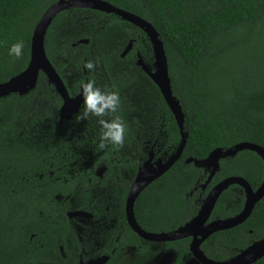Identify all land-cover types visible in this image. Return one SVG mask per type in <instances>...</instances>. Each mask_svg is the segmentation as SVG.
Returning a JSON list of instances; mask_svg holds the SVG:
<instances>
[{"label":"trees","instance_id":"trees-1","mask_svg":"<svg viewBox=\"0 0 264 264\" xmlns=\"http://www.w3.org/2000/svg\"><path fill=\"white\" fill-rule=\"evenodd\" d=\"M58 1L0 0V83L27 68L34 29ZM103 1L145 19L161 35L173 92L185 114L188 138L181 159L135 204L144 230L170 232L188 223L200 208V185L206 177L204 170L186 164L188 158L202 160L217 148L241 143L264 148V0ZM18 41H23L24 50L22 58L15 59L9 49ZM130 42L133 49L122 58ZM45 46L70 95L80 93L81 80H95L97 86L119 93L118 115L127 126L126 140L123 148L100 150L95 118L77 123L75 115L61 122L62 100L43 73L29 94L0 98V264H18V245L11 238L33 232L35 219H61L63 202L70 209H91L87 207L106 200L104 190L119 202L116 216L129 232L125 201L141 163L152 151L155 158H167L181 143L159 88L137 65L138 54L151 69L154 64L152 45L141 29L114 14L72 9L54 20ZM87 61L96 63L94 71L84 67ZM97 168L107 169L104 181L98 182ZM122 169L131 171L128 180ZM233 176L257 190L264 162L254 152H240L221 161L212 185ZM244 203V190L231 186L211 220L237 215ZM14 219H28V224L21 228ZM263 238L264 198L245 223L213 234L202 250L222 262ZM143 242L132 233V243L152 256L150 244ZM188 242L166 247L181 257L190 252ZM256 264H264V258Z\"/></svg>","mask_w":264,"mask_h":264},{"label":"water","instance_id":"water-1","mask_svg":"<svg viewBox=\"0 0 264 264\" xmlns=\"http://www.w3.org/2000/svg\"><path fill=\"white\" fill-rule=\"evenodd\" d=\"M72 9H88L114 14L138 27L146 34L153 49V69L143 61L140 54H138L137 65L150 76L159 88L180 130L181 143L175 153L167 158H155L152 151L148 159L140 165L126 200L125 212L129 226L141 239L148 242H171L191 237L193 240L190 245V251L197 261L194 262L198 264H256L264 258V238L252 243L237 256L222 262L208 258L201 249V245L213 234L236 228L249 219L256 204L264 198V179L257 190H254L249 182L241 177L233 176L223 180L209 192L198 215L178 230L172 232L150 233L143 230L136 220L135 204L138 197L148 186L163 177L181 159L188 138V133L184 131L185 114L181 102L173 92L168 57L163 39L154 26L145 19L119 9L103 0H59L47 9L34 29L30 61L27 68L9 81L0 83V98H5L12 94H19L20 96L29 94L36 89L40 75L43 73L48 84L55 89L62 100L60 108L61 122L70 121L79 113L83 103L81 92L75 97L70 95L63 78L49 60L45 46L48 30L54 20L61 13ZM80 43L88 44L89 41L81 40ZM132 49L133 43L130 42L122 53V58L126 57ZM243 151L256 153L264 162L263 147L252 143H241L229 149L217 148L207 158L202 160L188 158L186 164H193L196 168L204 169L210 173L206 185L203 187L205 188L220 170L222 160L234 158ZM234 185L244 190L245 203L242 211L233 217L214 220L207 224L221 195Z\"/></svg>","mask_w":264,"mask_h":264},{"label":"flooded vegetation","instance_id":"flooded-vegetation-1","mask_svg":"<svg viewBox=\"0 0 264 264\" xmlns=\"http://www.w3.org/2000/svg\"><path fill=\"white\" fill-rule=\"evenodd\" d=\"M77 95H71V96L75 97ZM106 172L107 169L105 168H99V169L97 168L95 175L98 178V182L104 181L106 179L105 178ZM121 172L123 173L122 175L124 177H127L128 175L127 173H131V171L128 172V170H124V169H122ZM204 174L207 182L210 173L204 170ZM121 179H122L121 177H116L115 181ZM125 179L128 180L129 178L127 177ZM134 179L131 181V185L134 182ZM212 181L205 188L203 187L206 185V182L200 185L202 189V195L203 196L205 195V197L202 198L201 195L199 198L198 201L200 205L199 211L203 205L204 200L208 196L209 192L217 184L220 183L219 182L216 185H212ZM114 184L117 186L116 182ZM103 192L106 195V200L103 201L100 200L96 202V206L91 204V206L87 207L91 209H83V208H78L76 210L75 208L70 209V207L63 202L62 213L61 210L59 211L60 212L59 215L61 216L59 218L61 219H35L37 228L31 226L33 232H30L28 234L21 233L18 236L12 237L11 240H14V243L18 245L19 259L17 263L18 264H198L196 263L197 261L196 259H194V256L190 251V245L193 240L191 237L180 239L177 241H171V242H148L141 239L138 236L142 240V242L144 241L150 244L151 247L150 249L153 255L148 256L149 254L145 253L146 252L145 248L142 249L141 245L135 246L132 243V233L135 232L129 226L128 222L126 225L130 229L129 232L126 231L124 227H122L121 222L116 216L119 202L117 200H113L112 196H108L105 190ZM191 194H193V192ZM127 196H126V200H127ZM56 199L63 200L62 196H56ZM70 203L73 204V200ZM125 206H126V201H125ZM98 211L100 214H95V212ZM199 211L197 212L196 216L198 215ZM26 220L28 219H14L15 222L18 221L21 224V228L27 226L28 223L26 222ZM126 221H127V217H126ZM212 221L214 220H211L210 217L207 224H210ZM38 224L40 225L39 228H38ZM19 232H29V231H19ZM150 233H156V232H150ZM160 233H168V232H160ZM187 240H189L187 245L189 246V251H190L189 254L187 255L185 254L180 257L179 252L176 249L166 247V244L168 243H175V242L187 241ZM144 242L143 244H145ZM202 245H201V249H202ZM142 251L144 253H142ZM145 255H147L148 258Z\"/></svg>","mask_w":264,"mask_h":264},{"label":"clouds","instance_id":"clouds-1","mask_svg":"<svg viewBox=\"0 0 264 264\" xmlns=\"http://www.w3.org/2000/svg\"><path fill=\"white\" fill-rule=\"evenodd\" d=\"M24 43L18 41L9 49V55L15 59L23 56ZM96 63L87 61L84 67L89 71H94ZM82 96V107L76 115L77 123L96 119L99 125L98 148L105 150L109 146L117 149L123 148L127 135V126L124 120L118 115L121 105V98L117 91L109 88L97 86L95 80L80 81ZM142 164V163H141Z\"/></svg>","mask_w":264,"mask_h":264}]
</instances>
